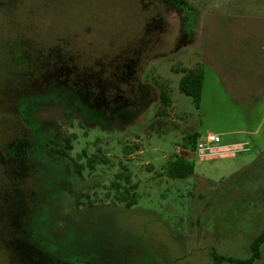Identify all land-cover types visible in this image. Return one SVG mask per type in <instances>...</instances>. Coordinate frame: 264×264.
<instances>
[{
  "label": "rangeland",
  "instance_id": "374dc122",
  "mask_svg": "<svg viewBox=\"0 0 264 264\" xmlns=\"http://www.w3.org/2000/svg\"><path fill=\"white\" fill-rule=\"evenodd\" d=\"M205 132L249 149L200 159ZM36 135L66 150L43 226L101 247L47 264H264V241L238 262L264 220V0H0V264H22L24 187L53 159L36 147L17 168L7 147ZM175 156L191 174L168 176Z\"/></svg>",
  "mask_w": 264,
  "mask_h": 264
},
{
  "label": "trees",
  "instance_id": "16d2710c",
  "mask_svg": "<svg viewBox=\"0 0 264 264\" xmlns=\"http://www.w3.org/2000/svg\"><path fill=\"white\" fill-rule=\"evenodd\" d=\"M184 72V70H183ZM202 85V73L201 71L194 72L192 70H187L179 79L178 81V88L179 90L184 93L185 95L191 98L192 103L195 107H198L199 103V95ZM159 97L163 103H167L168 99L164 93L160 92ZM26 108L24 109L23 116L24 119L27 121L26 117ZM30 123V121L28 120ZM32 124V123H31ZM33 125V124H32ZM45 126L44 123L35 124V131L41 130ZM198 134H192L190 137V145L189 148L191 151L193 150L195 140ZM36 138L39 136L36 135ZM39 138H42L40 136ZM38 138V139H39ZM52 140L47 138L45 141L41 142L39 146L32 143H29V146L26 150L24 156L19 155V160L16 159L17 168L19 167L21 161H25L24 158H32V163L38 162L37 155L33 154L36 147L38 149H46L53 150L52 157L53 159H46L44 161L46 171L40 170L38 174H40V181L41 183L34 186H28V188L24 187V191L29 201V205L25 208V223L21 225L22 230V245H23V254L19 255L22 257L21 263L22 264H47L49 260H57V261H64L67 258L72 256H84L88 253H100L99 246H82L77 247L71 246L69 241L72 238H76L79 235V229L76 227L74 223L67 220L68 228L62 229V231L58 234V236L53 237L49 230L43 226L42 218L45 215V210L51 206L53 202V197L55 195L54 191V184L55 181L58 179H54L59 172H62L64 167H66V150L64 146H57L51 147L49 146ZM64 142L68 143V138H64ZM36 151V150H35ZM37 153V152H36ZM80 166L77 165L75 168L77 172H79ZM192 167L188 163L184 161L181 156H175L173 159L167 162V173L170 177L176 178H183L191 174ZM37 174V175H38ZM54 179V180H53ZM125 181L127 180V176H125ZM50 180V183H49ZM53 180V182L51 181ZM116 186L117 184L114 183ZM131 187H134L133 185ZM38 188L39 193L34 195L33 192H36ZM261 201L264 204V189L261 193ZM134 203V200L126 202L127 205ZM26 204V203H25ZM44 213V215H43ZM71 229V232H70ZM72 234L73 236H71ZM57 238V239H56ZM74 238V239H75ZM69 239V241L67 240ZM58 241V242H56ZM264 241V220L262 223V227L259 233L254 237L251 241V257L248 260H241L238 262L247 263L251 261L253 258L257 257L259 254V245ZM71 248H69L70 246ZM100 258V255L98 256ZM232 261V259H228ZM217 259L214 258L212 264H217Z\"/></svg>",
  "mask_w": 264,
  "mask_h": 264
},
{
  "label": "built area",
  "instance_id": "2783aa9c",
  "mask_svg": "<svg viewBox=\"0 0 264 264\" xmlns=\"http://www.w3.org/2000/svg\"><path fill=\"white\" fill-rule=\"evenodd\" d=\"M249 149L246 141L222 143L219 134L205 132L198 134L193 153L198 158H209L214 156L233 155L239 152H244Z\"/></svg>",
  "mask_w": 264,
  "mask_h": 264
},
{
  "label": "flooded vegetation",
  "instance_id": "af4514ba",
  "mask_svg": "<svg viewBox=\"0 0 264 264\" xmlns=\"http://www.w3.org/2000/svg\"><path fill=\"white\" fill-rule=\"evenodd\" d=\"M54 67H55V64H54ZM60 67H61V66H60ZM63 76H64V81H65V78L68 77V75L65 74V75H63ZM54 84H55V83H52L51 85L54 86ZM30 136L33 137V135H31V134H30ZM38 138H39V137H38ZM38 138L35 137V139H36V141H35L36 143H34L35 145H38V144L40 143V141H39ZM26 141H27L28 144L31 142V141H28L27 138H26ZM19 149H20V148H19ZM6 153H7V154H10V156H12L11 158L15 159V161H16V159H17V161L19 160V154H18V153H15L13 150H11L9 146L7 147V151H6Z\"/></svg>",
  "mask_w": 264,
  "mask_h": 264
}]
</instances>
